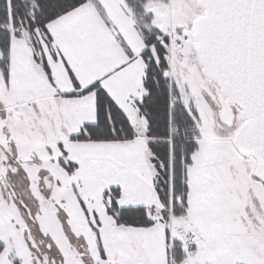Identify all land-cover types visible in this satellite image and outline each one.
Returning a JSON list of instances; mask_svg holds the SVG:
<instances>
[{"label":"snow or ice","instance_id":"obj_1","mask_svg":"<svg viewBox=\"0 0 264 264\" xmlns=\"http://www.w3.org/2000/svg\"><path fill=\"white\" fill-rule=\"evenodd\" d=\"M0 264H264V0H0Z\"/></svg>","mask_w":264,"mask_h":264}]
</instances>
